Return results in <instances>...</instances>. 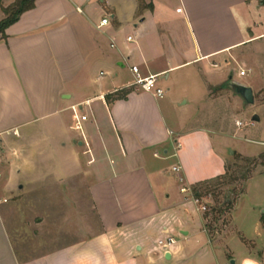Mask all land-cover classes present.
<instances>
[{
    "label": "crops",
    "instance_id": "obj_1",
    "mask_svg": "<svg viewBox=\"0 0 264 264\" xmlns=\"http://www.w3.org/2000/svg\"><path fill=\"white\" fill-rule=\"evenodd\" d=\"M262 41L264 0H36L0 36V166L24 174L20 182L40 173L4 155L30 134L39 153L50 125L52 145L70 148V170L54 180L87 190L96 232L21 259L0 212V264H264L262 213L250 230L233 217L244 193L227 231L212 237L207 215L181 192L226 173L232 157L216 140L227 133L214 127L212 93L251 87L227 68ZM134 65L159 76L163 97L132 85ZM168 237L175 244L162 253L158 240Z\"/></svg>",
    "mask_w": 264,
    "mask_h": 264
},
{
    "label": "rangeland",
    "instance_id": "obj_2",
    "mask_svg": "<svg viewBox=\"0 0 264 264\" xmlns=\"http://www.w3.org/2000/svg\"><path fill=\"white\" fill-rule=\"evenodd\" d=\"M259 43L248 44V49L226 67L229 69L228 77L232 75L234 80L250 82L251 87L254 86L257 97L256 100L254 93L255 103L245 104L243 99L241 101L231 84H228L227 90L218 88L212 93L219 100L218 114L215 117L217 124L214 127L227 133L225 138L216 136V140H219L220 148L226 149L227 156L232 157L228 161L229 173L226 178L198 187L202 194L200 204L207 207V211L202 212L207 215L208 226L210 224L212 227V230L208 228L212 237H220L227 231L231 214L243 193L239 201V212L233 213L235 221L243 223L250 230L255 214L259 212L264 215V166L258 158L260 151L264 149V104L260 103L264 102V44ZM242 70L246 71L244 77L239 76ZM191 86L189 81L187 95L197 97V93L191 92ZM232 94L238 96L237 99L226 103L230 98L228 96ZM191 105L192 103L189 106ZM256 114L260 116L259 121L252 120ZM238 122L243 125L239 126ZM55 139V131L50 125H45L39 153L35 151L32 134L19 137L15 140L14 148L8 151L9 154L4 152V157L12 165L22 166L27 161L32 165L39 164L40 173H32L26 181H19L24 174L16 172L10 175L6 168L0 166V185L6 183L11 176L16 178L13 180L14 184L20 182L12 188L3 189L0 186V212L10 228L14 248L21 259H30L76 241L83 237L82 234L88 228H95L96 225V216L87 190L82 187L61 188L54 180L70 170V148L61 149L56 144L52 145ZM233 152L240 156L243 154V157L253 161L233 155ZM38 175L41 177L38 178ZM21 183L25 184V190L24 187L19 189ZM227 201L233 203V208L229 211ZM95 230L91 229L92 232H96Z\"/></svg>",
    "mask_w": 264,
    "mask_h": 264
},
{
    "label": "built area",
    "instance_id": "obj_3",
    "mask_svg": "<svg viewBox=\"0 0 264 264\" xmlns=\"http://www.w3.org/2000/svg\"><path fill=\"white\" fill-rule=\"evenodd\" d=\"M109 22L108 18H104L99 27H103L105 25H107ZM129 40H131L132 38L129 37ZM131 71L134 74V82H133V86H136L137 88H139L140 90H143L145 92L151 93L156 97H163L166 93V89L162 88L159 85V76L158 75H148V76H144L142 75L140 69L138 66L134 65L131 67ZM240 75L244 76L246 75V71L242 70L240 72ZM239 126H242L243 123L242 122H238L237 123ZM174 171H178L179 168L178 167H174L173 168ZM181 192L183 193H189L191 195V199L194 201L195 204L198 205V207L200 208V210L202 211H207V207L204 204H200V199L199 197H196L194 195L193 189L192 187L187 188V187H183L181 188ZM200 204V205H199ZM175 244V239L173 237H168L166 239H160L158 240V248L162 253H166L168 251L171 250V247Z\"/></svg>",
    "mask_w": 264,
    "mask_h": 264
},
{
    "label": "trees",
    "instance_id": "obj_4",
    "mask_svg": "<svg viewBox=\"0 0 264 264\" xmlns=\"http://www.w3.org/2000/svg\"><path fill=\"white\" fill-rule=\"evenodd\" d=\"M36 0H15L14 3L9 5L8 7H3L0 2V7L5 15L4 19L0 21V36L4 37L5 36V29L11 25L12 23L16 22L19 17L26 11L34 8ZM237 155V154H235ZM240 156V155H237ZM242 157V156H240ZM247 161H253L252 159L248 157H242ZM261 159V165L264 166V153H262L259 157ZM229 173V165L226 167V173L222 176H218L217 178L209 181L207 184L213 183V182H218L226 178V176ZM249 180V179H248ZM194 195L196 197L201 198L202 194L198 189H193ZM226 205L228 206L227 210H231L233 208V203L231 201H227ZM262 223L264 227V215L262 216ZM208 228L212 230L211 225L209 224Z\"/></svg>",
    "mask_w": 264,
    "mask_h": 264
},
{
    "label": "water",
    "instance_id": "obj_5",
    "mask_svg": "<svg viewBox=\"0 0 264 264\" xmlns=\"http://www.w3.org/2000/svg\"><path fill=\"white\" fill-rule=\"evenodd\" d=\"M230 84L234 89L235 93L244 100L245 104H254L255 102L254 93H253V89L250 86H246L236 82H231ZM252 120L259 121L260 117L256 114L253 116ZM166 258H169L168 254Z\"/></svg>",
    "mask_w": 264,
    "mask_h": 264
}]
</instances>
